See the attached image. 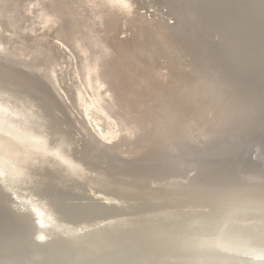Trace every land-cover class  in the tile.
<instances>
[{"label":"bare ground","instance_id":"6f19581e","mask_svg":"<svg viewBox=\"0 0 264 264\" xmlns=\"http://www.w3.org/2000/svg\"><path fill=\"white\" fill-rule=\"evenodd\" d=\"M261 147L264 0H0V264H264Z\"/></svg>","mask_w":264,"mask_h":264},{"label":"rangeland","instance_id":"374dc122","mask_svg":"<svg viewBox=\"0 0 264 264\" xmlns=\"http://www.w3.org/2000/svg\"><path fill=\"white\" fill-rule=\"evenodd\" d=\"M88 116H89V121L91 123V126L94 127L95 129L97 128L96 131L99 133V136L101 135L100 136L101 139H103L105 141V140H109L111 138V136L112 137L114 136V138L112 139V141H114L119 137L120 133H119V131H116V130H118V128L113 124L111 119H109L104 113H102L101 111H99L96 108L93 109V107H91L88 111ZM110 124H111V126H110ZM97 126L101 128L103 134H106V135L108 134V136H106V138L102 137V134H100V132H99L100 130Z\"/></svg>","mask_w":264,"mask_h":264},{"label":"water","instance_id":"95a60500","mask_svg":"<svg viewBox=\"0 0 264 264\" xmlns=\"http://www.w3.org/2000/svg\"><path fill=\"white\" fill-rule=\"evenodd\" d=\"M253 153H256L255 156L252 155L253 157L262 156L263 157V162H264V148L263 147H261L260 149H258V151L253 152ZM250 158H252V157H250ZM262 167H264V166H262ZM229 168L232 169L231 170L232 172L244 174V173H252L253 171L256 170L255 168H257V167H256V165H250L249 163H247L245 165V167H242V168H238V167H229Z\"/></svg>","mask_w":264,"mask_h":264}]
</instances>
